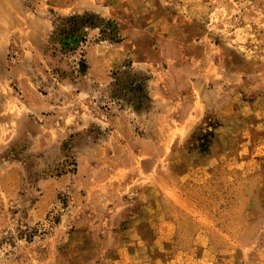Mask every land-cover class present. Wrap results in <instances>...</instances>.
Returning a JSON list of instances; mask_svg holds the SVG:
<instances>
[{
    "label": "rangeland",
    "instance_id": "rangeland-1",
    "mask_svg": "<svg viewBox=\"0 0 264 264\" xmlns=\"http://www.w3.org/2000/svg\"><path fill=\"white\" fill-rule=\"evenodd\" d=\"M0 2V264H264V0Z\"/></svg>",
    "mask_w": 264,
    "mask_h": 264
},
{
    "label": "trees",
    "instance_id": "trees-1",
    "mask_svg": "<svg viewBox=\"0 0 264 264\" xmlns=\"http://www.w3.org/2000/svg\"><path fill=\"white\" fill-rule=\"evenodd\" d=\"M83 17L80 18L82 20L81 23H80V26L72 25V27L68 28L67 34L74 35L81 27H83V26H93L94 25V23H92V21H89L87 19L84 20ZM71 19H73V18H71Z\"/></svg>",
    "mask_w": 264,
    "mask_h": 264
},
{
    "label": "crops",
    "instance_id": "crops-1",
    "mask_svg": "<svg viewBox=\"0 0 264 264\" xmlns=\"http://www.w3.org/2000/svg\"><path fill=\"white\" fill-rule=\"evenodd\" d=\"M1 3V2H0ZM0 8H1V6H0ZM10 19V18H9ZM9 19H7V20H9ZM144 32V31H143Z\"/></svg>",
    "mask_w": 264,
    "mask_h": 264
}]
</instances>
